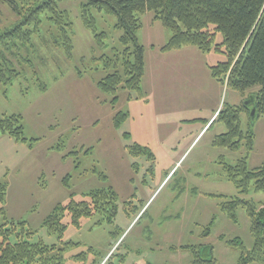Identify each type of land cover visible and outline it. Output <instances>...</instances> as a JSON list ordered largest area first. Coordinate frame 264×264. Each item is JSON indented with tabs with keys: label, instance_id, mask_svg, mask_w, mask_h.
Wrapping results in <instances>:
<instances>
[{
	"label": "rangeland",
	"instance_id": "rangeland-1",
	"mask_svg": "<svg viewBox=\"0 0 264 264\" xmlns=\"http://www.w3.org/2000/svg\"><path fill=\"white\" fill-rule=\"evenodd\" d=\"M39 1H19L18 13L0 0V32L21 22ZM85 2L57 0V25L43 12L37 30L29 25L32 44L9 56L22 74L9 86L0 83V116L20 115L28 141L0 132V224L24 222L35 231L32 241L54 245V251L75 243L63 252L65 264H192L194 249L203 259L213 255L215 264H238L239 249L227 241L239 238L251 249L249 219L241 206L233 221L222 205L236 197L257 202L264 194H239L224 164L242 158L249 169L264 164V116L249 124L241 113L243 130L250 127L253 134L250 151L244 143L235 151L213 146L219 131H226L217 120L198 134L217 106L239 105L256 88L241 94L211 76L210 67L227 58L222 46L159 52L170 31L149 12L137 32L146 50L149 94L142 87L140 95L119 88L113 102L98 82L121 66L118 60L103 64L113 57L112 48H122L121 31L114 15L91 9L97 32L106 33L99 44L83 23ZM59 24L73 45L70 58ZM221 41L217 33L214 43ZM118 113L126 117L116 127ZM106 186L117 194L112 223L86 218L80 229L67 226L61 238L43 227L57 204ZM205 246L212 255L203 253Z\"/></svg>",
	"mask_w": 264,
	"mask_h": 264
},
{
	"label": "trees",
	"instance_id": "trees-1",
	"mask_svg": "<svg viewBox=\"0 0 264 264\" xmlns=\"http://www.w3.org/2000/svg\"><path fill=\"white\" fill-rule=\"evenodd\" d=\"M20 13L18 2L26 0H1ZM44 0L36 3L23 16V20L14 27L0 32V83L9 86L20 78L21 72L15 68L10 55L18 56L20 47L31 45V36L41 22L43 12L51 13L49 17L56 25L58 13L55 2ZM112 14L116 21L114 28L121 31L119 44L121 49L112 48L113 57H106L104 68L109 64L115 66L121 61V66L109 71L99 82V89L110 93L117 100L116 92L120 89L142 93L141 81L144 75V46L137 32L142 26V16L152 13L154 20H159L170 31L169 40L161 51H169L185 45L195 46L201 51H221L226 54V60L210 67L211 76L225 84L231 90L244 93L256 88L249 96L254 97L256 116H264V0H86L83 5V23L94 34L96 41L103 44L106 33L97 32L91 9ZM92 16V18H91ZM61 24V23H60ZM59 24L62 34V47L70 58L73 45ZM217 33L222 41L214 43ZM18 58V57H17ZM24 61H29L25 59ZM244 102V101H243ZM226 104L218 112L215 121L223 123L226 131L218 134L212 140L213 146L226 147L232 151L239 149L242 143L248 151L253 147V134L248 127L243 130L241 113H246L249 124L250 108L243 105ZM126 113H118L114 117L117 127L124 120ZM213 123V122H212ZM0 132L15 140L28 141L23 135L20 115H1ZM32 139L29 140V143ZM138 147V146H136ZM227 178L235 185L239 194L264 192V164L249 169L245 158L235 165L224 164ZM102 179L106 177L99 173ZM3 190L0 199H3ZM79 200L73 195L65 204H57L51 214L44 220L43 227L49 234L61 238L63 231L71 225L80 229L84 219L96 217L95 224L112 223L116 214L117 194L110 186L95 188L82 194ZM88 198V199H86ZM227 216L235 221L236 210L244 207L249 219L250 233L254 243L251 249H246L239 238L227 241L239 249L238 264H264V201L246 200L236 197L223 203ZM69 217L64 222V217ZM35 231L26 227L24 222H4L0 224V264H65L63 252L67 247L75 245L68 242L64 247L47 246L41 241H32ZM209 250H208V249ZM211 253V247L203 249ZM192 264H215L211 253L209 259L200 257V251L192 250Z\"/></svg>",
	"mask_w": 264,
	"mask_h": 264
},
{
	"label": "crops",
	"instance_id": "crops-1",
	"mask_svg": "<svg viewBox=\"0 0 264 264\" xmlns=\"http://www.w3.org/2000/svg\"><path fill=\"white\" fill-rule=\"evenodd\" d=\"M157 50H159L158 48H157ZM159 52H162V51H160L159 50ZM171 52V50L170 51H168V53H170ZM163 53V52H162ZM171 53H174V51H172ZM157 56H160V54L158 53L157 54ZM144 64H145V69H144V75H143V78H142V81H141V87L144 89V90H146L147 92H148V94H149V89L147 90V87H145V77H146V50L144 49ZM150 87V91H151V89L153 90V88H152V83H150L149 84V86H148V88ZM220 111V107L219 106H217V108H215V110H214V112H213V114L211 115V117H210V119L208 120V121H205V123H204V126H203V128L199 131V134H198V136L207 128V126L209 125V127L212 125V122H215V119H216V116H217V114H218V112ZM212 121V122H211ZM221 133H223L221 130L219 131V134H221ZM128 134V133H127ZM129 135V134H128ZM197 136V137H198ZM258 193H263L264 194V192H258ZM259 201H264V199L263 200H259ZM136 218V217H135ZM134 218V219H135ZM134 219H133V221H134Z\"/></svg>",
	"mask_w": 264,
	"mask_h": 264
},
{
	"label": "water",
	"instance_id": "water-1",
	"mask_svg": "<svg viewBox=\"0 0 264 264\" xmlns=\"http://www.w3.org/2000/svg\"><path fill=\"white\" fill-rule=\"evenodd\" d=\"M243 105L250 108V118L251 120L255 119L256 117V107L254 106V97L249 96L248 99H246L243 102Z\"/></svg>",
	"mask_w": 264,
	"mask_h": 264
}]
</instances>
